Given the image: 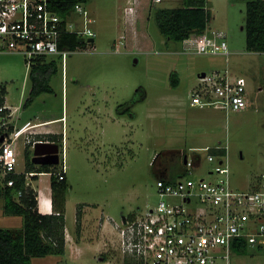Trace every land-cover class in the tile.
I'll return each instance as SVG.
<instances>
[{"label":"rangeland","instance_id":"374dc122","mask_svg":"<svg viewBox=\"0 0 264 264\" xmlns=\"http://www.w3.org/2000/svg\"><path fill=\"white\" fill-rule=\"evenodd\" d=\"M250 1L254 0H207L212 12L207 31L226 34L227 57L180 53L182 44L161 33L156 13L182 7L183 0L159 4L152 0H89L85 9L95 19L94 42L78 48L65 66L60 61L59 73L51 80L53 92L26 107L31 90L26 59L21 54L0 55V82L7 87L8 104L13 109L21 107L14 122L21 127L36 117L64 116L67 129L65 218L69 243L66 236L64 255L34 257L32 264H103L104 258L106 264H124L115 230L113 234L112 230L109 234L108 229L102 231L98 219L111 217L120 223L122 215L155 207L162 178L182 175L186 155L191 160L194 155L200 157L202 168L196 175L202 177L214 169L207 161L209 150L226 148L234 189H247L264 173V53L246 48L243 27ZM130 7L133 13L128 12ZM227 71L232 77L246 78L248 108L228 114L192 109L189 96L199 84V75ZM173 73L180 81L176 88L171 86ZM139 89L145 91L146 99L133 102L141 97ZM111 114L121 121L117 133L109 121ZM55 125L61 127L62 123ZM16 150L17 172L23 173L25 137L17 140ZM30 150L33 157L32 147ZM176 153L185 155L172 164L165 178L161 174L165 173L166 157L170 154L173 159ZM46 180L38 176L29 181L39 198V210L46 198L37 190ZM80 205L87 207L86 216L92 220L85 229L81 222L77 230ZM23 223L22 216L5 214L0 199V229L21 230ZM231 264H264V246L232 251Z\"/></svg>","mask_w":264,"mask_h":264},{"label":"built area","instance_id":"2783aa9c","mask_svg":"<svg viewBox=\"0 0 264 264\" xmlns=\"http://www.w3.org/2000/svg\"><path fill=\"white\" fill-rule=\"evenodd\" d=\"M161 2L163 0H152L153 4ZM128 12H133L132 7ZM94 24L95 19L83 4L75 5L70 15L62 16L50 8L48 0H0V55L21 54L29 68L35 66L38 59H45V62L57 59L65 66L67 58L78 49L62 50L63 38L75 35L84 42L94 41ZM181 44L180 53L183 54L230 55L223 32L194 34ZM198 80V86L189 96L191 107L227 114L248 108L246 78L232 77L227 71L201 74ZM8 110L6 104H0L3 134L0 137H5L0 145V179L20 174L14 143L27 131L15 137L13 133L7 135L10 128ZM31 134L33 132H29ZM40 142L47 141L26 138V145H31L33 152ZM61 153L57 165L62 166L57 172L60 181L66 176L64 147ZM226 156L208 153L207 161L214 169L197 177L202 161L198 156L194 155L191 160L186 155L184 175L175 183L161 180L159 202L155 207L122 215L120 223L108 217L107 222L116 232L124 258L136 264H231V252L236 246H264V173L247 189H234ZM24 174L30 184L34 176L51 178L53 173ZM14 183L10 180L7 186L13 187Z\"/></svg>","mask_w":264,"mask_h":264},{"label":"trees","instance_id":"16d2710c","mask_svg":"<svg viewBox=\"0 0 264 264\" xmlns=\"http://www.w3.org/2000/svg\"><path fill=\"white\" fill-rule=\"evenodd\" d=\"M89 0H48L50 8L56 13L67 16L72 13L75 5L87 4ZM183 6L176 9H162L156 13V21L161 33L175 43H182L194 34L205 33L212 19V12L207 8V0H183ZM246 48L248 52L264 53V1L254 0L246 5L245 25ZM91 40L89 43L92 44ZM86 45L77 36H67L63 38L60 48L62 50L75 51ZM45 59H38L35 66L30 68L29 80L31 83L30 97L26 101L25 107L31 105L34 100L43 94L52 93L51 80L59 73L60 61L53 59L45 62ZM180 81L176 73L171 75V86L176 88ZM0 104H5L7 87L1 83ZM141 93L139 100L146 99L145 91L139 89ZM10 114L9 110L6 112ZM124 114V113H123ZM131 115V114H129ZM133 115V114H132ZM131 115V116H132ZM134 117V116H132ZM13 132L10 126L7 135ZM2 134V130H0ZM3 135V134H2ZM38 140L44 138L38 137ZM51 142L64 147L62 137L51 136ZM0 137V145H1ZM31 145H27L26 173H53L51 176L52 204L54 212L50 215L42 214L38 208L37 194L28 184L24 173L7 176L0 179V199L4 200V212L9 216H22L23 228L21 230L0 229V264H32V258L49 255H64L66 252V193L69 187L66 176L60 181L57 175L58 166L42 165L37 166L32 162ZM209 153L216 156H224L225 149L217 147L211 148ZM183 153H176L173 159L170 154L166 157L165 172L171 170L172 164L179 162ZM185 154V153H184ZM173 155V154H172ZM184 172V168H183ZM182 172V175H184ZM169 174V173H168ZM180 177V176H179ZM178 177V178H179ZM166 178V177H165ZM163 179L169 183H175L177 179ZM34 176L32 180H37ZM14 180V186L8 187L7 182ZM19 193L21 195L19 196ZM18 195V200L15 196ZM82 206L77 213V230L81 227ZM236 250L245 251L246 245L236 246ZM105 262L107 261L104 258ZM124 264H136V262L124 258Z\"/></svg>","mask_w":264,"mask_h":264},{"label":"crops","instance_id":"0c3cea01","mask_svg":"<svg viewBox=\"0 0 264 264\" xmlns=\"http://www.w3.org/2000/svg\"><path fill=\"white\" fill-rule=\"evenodd\" d=\"M207 8L209 9L208 6H207ZM136 20H137V16L135 18V21ZM122 39H123V37H122ZM7 94H8V91H7ZM5 100H6L5 101V104L8 107L9 112H10V119H9V121L11 123V126L13 127V132H12L13 133V137H15L19 132L24 131V130H27V131H25L20 136V137H25V141H26V138H30V139H33V140H38L39 139L38 137H41V138H44V140H46L47 142H51V138L50 137L51 136H57V137H59L58 140H61L60 137H62L63 145L65 146V144H66V138H67V129H66V125H65L64 116L63 117H60V116H58V117L51 116V117H45L44 119H39L38 117H36L34 119H30L23 126L19 127L14 122L13 119H14L15 113L21 111V107H16L15 109H13L8 104L7 97H5ZM177 105H180L181 106V103H178ZM191 108L194 109V110H196V111H198V112L204 111V110H202L200 108H197V107H191ZM132 116H134V115H132ZM132 118H134V117H132ZM109 121H111L113 123V126L115 127L114 133H117L118 132V125H121V121L118 120L116 117H114L113 114L110 115ZM59 123H62V126L61 127H55L56 126L55 124H59ZM29 132H33V134L29 135ZM104 132L106 133V129L103 128L102 129V133L104 134ZM17 140L14 143L15 149H16V142H17ZM51 143H54V142L52 141ZM26 148H27V145H26ZM32 150H33V148H32ZM16 152H17V150H16ZM26 170L27 169H26V162H25V171ZM161 175L164 176V177H168L169 176L167 172H165V173H163ZM41 177H43V176H40V178ZM44 177H47L48 180H46L45 182L43 181L42 187H40L37 191H39V193H44L45 198H46L45 199V203L48 202V201L50 203H48V205L44 204L43 207H42V209L40 210V212L42 214H45V215H50V214H52L54 212V210H53V204H52L51 178L49 176H47V175H44ZM66 178L68 180L67 173H66ZM66 203H67V198H66ZM80 206H82V205H80ZM86 208H87L86 206L85 207L82 206V209H81V212H82L81 222H82V225H83V228L84 229H85V224L87 222H90L92 220V218H90V219L87 218L86 212H85V209ZM98 220H99L98 222H99V225L101 226L100 228H101L102 231H103V229L105 231L108 229V232L107 233L109 234V231L112 230V231H110V233L113 234L114 228H113V226L110 223L107 222V217L104 216L102 220H100V219H98ZM76 223H77V218H76ZM83 234H84V231H83ZM66 236H67V244H68L69 243V234H68V231L67 230H66ZM78 244H80V243H78ZM78 250L81 251L82 249H78ZM103 264H106V262H104Z\"/></svg>","mask_w":264,"mask_h":264},{"label":"water","instance_id":"95a60500","mask_svg":"<svg viewBox=\"0 0 264 264\" xmlns=\"http://www.w3.org/2000/svg\"><path fill=\"white\" fill-rule=\"evenodd\" d=\"M5 137L1 138V142ZM60 146L51 142L37 143L32 157V162L37 166H57L60 161ZM186 163V160H185Z\"/></svg>","mask_w":264,"mask_h":264}]
</instances>
